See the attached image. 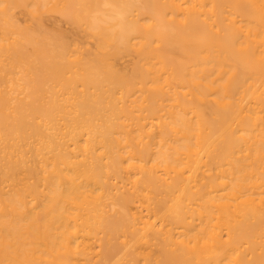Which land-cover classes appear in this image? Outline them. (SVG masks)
Masks as SVG:
<instances>
[{
	"label": "bare ground",
	"instance_id": "6f19581e",
	"mask_svg": "<svg viewBox=\"0 0 264 264\" xmlns=\"http://www.w3.org/2000/svg\"><path fill=\"white\" fill-rule=\"evenodd\" d=\"M0 264H264V0H0Z\"/></svg>",
	"mask_w": 264,
	"mask_h": 264
}]
</instances>
